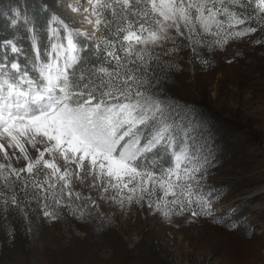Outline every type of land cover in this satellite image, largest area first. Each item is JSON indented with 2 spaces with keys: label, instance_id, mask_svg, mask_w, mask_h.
Here are the masks:
<instances>
[{
  "label": "rangeland",
  "instance_id": "rangeland-1",
  "mask_svg": "<svg viewBox=\"0 0 264 264\" xmlns=\"http://www.w3.org/2000/svg\"><path fill=\"white\" fill-rule=\"evenodd\" d=\"M29 1L49 14L45 45L36 35L37 28L29 22L25 3L5 4L2 14L13 27L23 23L30 27L31 45L34 51L39 49L41 60L48 59L54 42L52 26H58L60 35L56 39L65 47L67 35L72 34L82 59L84 50L101 43L104 13L110 9L104 5L114 3V0H99V4L94 1V9L88 13L93 12L90 21L94 24L99 18L102 23L94 24L93 34L82 31L88 20L79 22L82 23L79 30L78 25L60 17L57 0ZM45 3L48 8L42 7ZM130 3L133 8L143 7L142 0ZM216 3L238 17L241 16L238 13L246 15V10L251 9L252 17H245L244 24L229 21L227 14L219 16L228 31L248 27L256 31L239 38L225 37L224 33L217 37L203 33L197 25V35L190 40L183 27V35L170 29L169 39L148 46L144 60L165 62L164 77L168 80L165 90L180 104L204 107L221 119L216 141L196 137L184 126L178 129V138L185 140L190 152L203 144L208 155L201 186L204 192H213L212 216H201L193 222L191 218L185 219L187 213L165 218L156 210L155 202L152 210L135 202L121 205L111 190L103 191L98 178L94 180L90 173L83 176L74 165H65L57 157L62 170L67 168L76 173L71 178L73 196L67 195V189L63 196L62 203L68 207H55L53 216L45 217L43 194L39 201L31 199L35 190L29 187L22 191L27 193L28 200L15 207V215L4 218L10 211L2 205L5 199L0 197V264H264V16L258 10L253 15L255 0L250 3L216 0ZM246 3L247 8L243 7ZM53 14L58 17L55 22ZM229 23L233 25L231 28L227 27ZM201 37L210 42L221 39L226 42L212 43L209 48L207 43L195 42ZM9 53L10 58L18 54ZM178 114L179 122L182 117ZM44 146L47 145L43 141L35 147L25 144L32 160ZM171 150L174 152L175 148ZM27 163L19 149L0 150V165H4L0 168V189L4 183L9 192L17 189L13 185H23L25 181L13 170L25 169ZM20 175L28 176L26 172ZM48 203L51 205L52 201ZM159 203L163 206L162 201ZM79 208L85 216L73 212ZM234 222L238 229L229 230L228 226Z\"/></svg>",
  "mask_w": 264,
  "mask_h": 264
},
{
  "label": "snow or ice",
  "instance_id": "snow-or-ice-1",
  "mask_svg": "<svg viewBox=\"0 0 264 264\" xmlns=\"http://www.w3.org/2000/svg\"><path fill=\"white\" fill-rule=\"evenodd\" d=\"M96 2L99 4V0ZM142 3V8H133L130 0L104 5L112 10V17H119L112 33L115 38H102L103 49L96 45L95 61H86L78 72L72 69L80 62L81 49L71 33L66 37V47L60 43L56 39L60 35L58 26L51 27L54 42L48 59L41 60L36 48L31 68L22 66L18 57L8 56L9 51L21 53L12 39L0 41L4 49L0 55V150L19 149L28 160L25 169L13 171L25 181L21 191L29 187L35 190L31 199L39 201L43 194L45 217L53 216L55 207H68L62 203L65 189L69 197L73 196L71 178L76 173L62 170L57 157L65 165H74L83 176L90 173L94 180L98 178L103 191L111 190L121 205L135 202L152 210L155 202L156 210L165 218L187 213L185 219L193 222L201 216H212L213 192H204L201 186L208 163L204 145L190 152L185 140L178 138L181 125L195 126L196 121H187L191 110L185 109L181 110L184 118L178 122L179 114L174 112L178 106L160 94L156 80L147 77L145 54L149 45L169 39L170 29L183 35V27L193 40L197 25L203 33L217 37L224 33L225 37L235 38L255 32L256 28L228 31L219 16L227 14L229 21L237 25L244 24L246 18L226 7H217L216 0ZM249 3L243 7H249ZM69 7L73 12L82 11L74 5ZM256 10L264 16V0H255L253 15ZM57 19L53 14L52 21ZM101 23L99 18L94 21L96 26ZM105 26L110 23L105 22ZM232 26L229 23L227 27ZM195 42L207 43L210 48L212 43L226 40L210 42L201 37ZM41 141L47 146L32 160L25 144L35 147ZM162 145L165 149L175 148L174 166L154 171L145 164L147 154ZM21 172L28 176L22 177ZM169 196L171 199H167ZM12 203L16 204L15 194ZM81 209L73 212L83 217ZM228 227L235 231L239 225L234 222Z\"/></svg>",
  "mask_w": 264,
  "mask_h": 264
},
{
  "label": "trees",
  "instance_id": "trees-1",
  "mask_svg": "<svg viewBox=\"0 0 264 264\" xmlns=\"http://www.w3.org/2000/svg\"><path fill=\"white\" fill-rule=\"evenodd\" d=\"M28 1V0H27ZM26 0H0V41H4L7 39H12L17 46L21 49V53L17 54V57L20 59V63L25 65L27 64L28 67L31 68L30 63H33V60L35 58V51L31 45V33L29 31V26L26 27L25 23L21 24L19 26L16 25V27H13L10 24V21L6 20L3 16V10L5 7V4H15V5H22L25 3L28 8V15H29V22L30 24L34 25L35 28H37L36 35L41 39L43 42V45H45L47 41V32L46 27L50 24L49 21L50 17L49 14L45 11H43L42 8H39L38 6H34L35 2L29 1V3ZM36 5V4H35ZM245 12V11H242ZM251 9L246 10V15L242 14L241 12L238 13L239 15L251 18L252 12ZM104 18L106 22L110 23L109 27L105 26V29L102 33V38L107 37L108 39H114L115 37L112 35V33L115 31V28L119 24V17H112V10L109 9L106 13H104ZM41 42V44H42ZM101 49H103L102 42L100 43ZM97 49L96 46L92 45L88 47L86 50H84L81 61L75 66L74 71L78 72L81 66L85 64L86 61H95V55ZM10 52V51H9ZM7 53L8 56L10 53ZM4 52L2 48H0V55H3ZM104 53L101 51V55ZM29 63V64H28ZM144 64L147 66L146 72L147 77L156 80L157 81V87L161 90L163 94L167 96V98L170 100V102L174 106L177 107V112L181 114V119L184 118L183 112L181 110H191V115L187 117V121H196L195 126H189L188 131L190 134L201 137L202 139L206 141H216L217 133L221 122L219 115H216L211 110H208L204 107L195 106L191 104H180L178 100H176L173 96L170 95L169 92L165 90V87L168 85V80L164 77L167 73V69L165 67V62L162 60L152 61L148 60L147 62H144ZM164 88V90H163ZM184 126V125H181ZM173 151L171 148L165 149V147L158 146L157 149H154L153 152L148 153V159L145 161L146 166L150 167L154 171H159V169L167 167L172 165L173 166ZM24 176V175H22ZM6 183L1 187L0 189V197L5 199V202L2 204L9 208V214H7L4 218H8L9 216L15 215L17 212L14 210L16 206H19L22 201H27L28 199L25 197L26 193H22L21 186L18 184L13 185V187H16L17 189L13 192H9L8 189L6 190ZM8 187V186H7ZM9 188V187H8ZM27 190V189H24ZM13 194H15L16 198V204H12V198Z\"/></svg>",
  "mask_w": 264,
  "mask_h": 264
},
{
  "label": "bare ground",
  "instance_id": "bare-ground-1",
  "mask_svg": "<svg viewBox=\"0 0 264 264\" xmlns=\"http://www.w3.org/2000/svg\"><path fill=\"white\" fill-rule=\"evenodd\" d=\"M94 1L95 0H59L58 2L59 6H57L56 3L57 12L60 15V17L67 19V21H69L70 23H74L75 25H78L77 28L81 30L82 23L79 22H81L82 19L83 21H87V20L90 21L93 12L91 13V15H89L88 13H90L92 9H94L93 8V4H95ZM69 5L77 6L78 8L82 9V11L73 12L72 9L69 7ZM52 6L54 7L53 4ZM82 27L85 28V30L84 29L82 30L84 32L93 33V34L95 33L94 24L92 23H89L88 25L85 24Z\"/></svg>",
  "mask_w": 264,
  "mask_h": 264
},
{
  "label": "built area",
  "instance_id": "built-area-1",
  "mask_svg": "<svg viewBox=\"0 0 264 264\" xmlns=\"http://www.w3.org/2000/svg\"><path fill=\"white\" fill-rule=\"evenodd\" d=\"M29 31H30V33H31L32 30L29 29ZM32 34L35 35V33H32Z\"/></svg>",
  "mask_w": 264,
  "mask_h": 264
},
{
  "label": "water",
  "instance_id": "water-1",
  "mask_svg": "<svg viewBox=\"0 0 264 264\" xmlns=\"http://www.w3.org/2000/svg\"><path fill=\"white\" fill-rule=\"evenodd\" d=\"M80 56V59H81V55H79Z\"/></svg>",
  "mask_w": 264,
  "mask_h": 264
}]
</instances>
